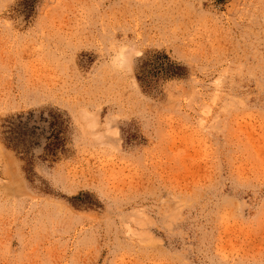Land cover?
<instances>
[{"label":"rangeland","instance_id":"374dc122","mask_svg":"<svg viewBox=\"0 0 264 264\" xmlns=\"http://www.w3.org/2000/svg\"><path fill=\"white\" fill-rule=\"evenodd\" d=\"M0 264H264V0H0Z\"/></svg>","mask_w":264,"mask_h":264}]
</instances>
